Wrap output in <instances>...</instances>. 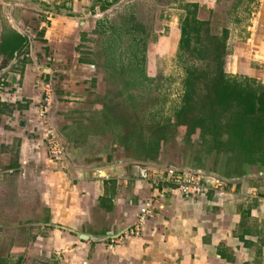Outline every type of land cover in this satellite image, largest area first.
<instances>
[{
	"label": "crops",
	"instance_id": "1",
	"mask_svg": "<svg viewBox=\"0 0 264 264\" xmlns=\"http://www.w3.org/2000/svg\"><path fill=\"white\" fill-rule=\"evenodd\" d=\"M113 1L0 0V212L27 220L18 221L12 254L18 258L26 248L24 264H264V141L223 125L179 122L183 72L175 84L153 81L152 97L162 109L157 119L170 122L157 129L160 144L145 147L147 126L135 127L145 96L135 97L137 109L130 98L145 85L131 89L127 76L111 75L119 67L89 61L91 52L82 47L94 37L76 28ZM166 2L155 4L172 14L197 3L200 18L219 35L226 32L224 71L264 86V0ZM182 15L159 37V55L177 53ZM10 28L25 39L23 46L11 50ZM121 67L153 79L161 71ZM99 69L106 82L95 78ZM47 83L50 120L67 146L63 164L47 157L36 125L27 122ZM142 165L149 169L146 180L139 178ZM171 167L212 171L229 181L228 192L219 202L210 194L185 198L163 182ZM150 199L152 214L137 235L109 237L133 228Z\"/></svg>",
	"mask_w": 264,
	"mask_h": 264
},
{
	"label": "trees",
	"instance_id": "2",
	"mask_svg": "<svg viewBox=\"0 0 264 264\" xmlns=\"http://www.w3.org/2000/svg\"><path fill=\"white\" fill-rule=\"evenodd\" d=\"M117 1V0H116ZM111 4H105L103 10ZM184 14L180 22L181 36L178 43V57L181 59L184 69V94L181 109L177 111L178 121L192 124H205L208 127L223 125L227 130H239L237 133L248 134L255 142L264 141V86L254 85L253 79L230 76L224 69L225 56V35L217 33L209 20L200 18L199 5L197 3H184L182 5ZM107 19V17H105ZM6 26V24H5ZM123 25L119 24L121 32ZM124 28V27H123ZM11 38L8 45L11 50L17 46H23L25 39L20 36L15 30L9 29ZM119 33V32H118ZM129 33V32H128ZM117 34V33H116ZM130 34V33H129ZM114 35L113 39L117 38ZM122 41L120 35L117 36ZM130 45L132 49L130 57L131 63H123L120 46L119 49L113 52L114 64H104L119 67V72L112 73V76H123L129 78V87L134 89L137 85L148 82L151 78L144 73L143 70L130 71L123 73L121 66L126 65H147V48L145 40L141 37H136L130 34ZM118 42V40H117ZM119 43V42H118ZM120 44V43H119ZM122 45V43L120 44ZM127 46V47H128ZM118 61V63H116ZM137 89V88H136ZM136 93H131L132 107L137 109V104H134L135 97L138 95L145 96L146 111L143 115L135 116L141 125L147 126L146 136H144L145 147H155L160 144L161 137L158 135L157 129L161 123L170 122L161 117L160 120L157 113L162 109L158 107V101L152 97L153 88L149 85L143 86ZM122 93V92H121ZM161 97V96H160ZM159 98V97H158ZM162 103L166 101V96L162 95ZM144 102V101H143ZM157 102V109L155 103ZM161 106L163 104H160ZM241 131V132H240ZM143 143V141H142ZM0 264H8V262L0 255ZM19 264V263H18Z\"/></svg>",
	"mask_w": 264,
	"mask_h": 264
},
{
	"label": "rangeland",
	"instance_id": "3",
	"mask_svg": "<svg viewBox=\"0 0 264 264\" xmlns=\"http://www.w3.org/2000/svg\"><path fill=\"white\" fill-rule=\"evenodd\" d=\"M160 1L161 0H121L118 2L117 0L115 2L113 1L114 3L112 2L111 6L105 11L103 10V7L98 12L93 11L88 15L83 25H77L76 27L77 31L81 32L82 30H85L83 33H88L94 37L93 40L86 41L82 47L83 50L91 52V55H89V58L87 59L89 61L94 59L99 65H104L106 63L114 64L113 52L116 51V49L118 50V47L120 46V49L124 48L118 52L121 53V56L124 55L122 58L124 59L123 63H131V60H128L130 56L127 55V53L131 54L132 49L134 50L131 45L130 48L128 46L130 41H132L130 39V34H134L136 37H141L145 32L148 35V38H141L145 40L147 48V68H149V71H151L152 74L154 73V70L162 71H160V73L156 72V78H151V80L146 82L145 85L153 87L152 84L154 80L156 83L162 81V83L166 82L167 85L169 83L175 84L184 72L183 64L178 57V53L175 52V54L166 51L164 54L159 55V47H157L156 50L155 46L158 39H160V36L165 37V35L170 33V28L167 27V24L175 17L180 20V14H184V10L183 8H180L178 11L175 10V14H172L169 6L165 7L155 4V2L160 3ZM162 1L165 4L166 1L169 2L170 0ZM105 17H107V19H105ZM119 24H122L124 27H122L123 30L121 32L118 28ZM114 35H120L122 37L121 41L115 36L118 42L120 44L122 43V45H120L116 39H113ZM156 35L159 36L156 37L157 40L155 42L156 38L154 37ZM152 49L155 51L152 52ZM152 54H155L156 59L153 56L151 57ZM116 63H118V61ZM152 65L155 66L151 68ZM94 76L95 78H98V82H106L102 70H96ZM102 85L105 84L102 83ZM163 90L169 96L173 94V91H168L165 88ZM20 220H22L24 225H27L26 218H22V216L16 218L10 216V213L3 215L2 212H0V255L8 262V264H24L22 255H24V250L26 248L23 249L22 252L21 250L19 251L20 257L18 258L15 257V254H17L16 252L15 254H12L14 253L13 244L15 243L13 237H15L17 231L20 232L19 235L21 236L20 230L23 223H18Z\"/></svg>",
	"mask_w": 264,
	"mask_h": 264
},
{
	"label": "built area",
	"instance_id": "4",
	"mask_svg": "<svg viewBox=\"0 0 264 264\" xmlns=\"http://www.w3.org/2000/svg\"><path fill=\"white\" fill-rule=\"evenodd\" d=\"M40 101L31 105L28 110L27 122L35 124L40 132V147H43L47 157L59 164L68 160L67 146L59 130L50 120L49 112L52 103L51 84L47 83ZM11 101V98H6ZM148 166L142 165L139 168V178L146 180L149 177ZM11 172L13 170H10ZM24 171V170H23ZM163 182L173 189H176L185 198H201L211 195L217 202L222 201L228 192L229 181L212 171L197 169L167 168ZM153 200H145L140 207L137 224L114 239H121L130 234H138L145 221L152 214Z\"/></svg>",
	"mask_w": 264,
	"mask_h": 264
},
{
	"label": "water",
	"instance_id": "5",
	"mask_svg": "<svg viewBox=\"0 0 264 264\" xmlns=\"http://www.w3.org/2000/svg\"><path fill=\"white\" fill-rule=\"evenodd\" d=\"M122 234V232L120 233V234H118V235H115V236H109L111 239L112 238H117L118 236H120ZM108 236L107 237H105V238H101V237H93V238H95L96 240H105V239H107V238H109ZM80 238H83V239H90L91 237L90 236H88V235H85V234H80ZM92 239V238H91Z\"/></svg>",
	"mask_w": 264,
	"mask_h": 264
}]
</instances>
